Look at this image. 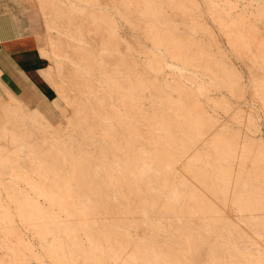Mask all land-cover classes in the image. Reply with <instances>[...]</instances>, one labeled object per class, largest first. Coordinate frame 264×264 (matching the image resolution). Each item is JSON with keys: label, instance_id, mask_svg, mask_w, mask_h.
Segmentation results:
<instances>
[{"label": "rangeland", "instance_id": "obj_1", "mask_svg": "<svg viewBox=\"0 0 264 264\" xmlns=\"http://www.w3.org/2000/svg\"><path fill=\"white\" fill-rule=\"evenodd\" d=\"M26 1L49 93L16 96L47 118L26 114L17 126L0 95L1 264H115L106 246L121 243L143 258L156 249L155 264H264V214L241 199L264 203V0H100L91 9L110 17L100 22L111 47L106 30L70 14L85 1L56 0L60 16ZM72 76L93 88L80 91ZM125 124L140 133L127 152ZM222 136L242 159L219 156ZM221 232L232 237L222 252ZM90 238L104 245L98 257Z\"/></svg>", "mask_w": 264, "mask_h": 264}, {"label": "crops", "instance_id": "obj_2", "mask_svg": "<svg viewBox=\"0 0 264 264\" xmlns=\"http://www.w3.org/2000/svg\"><path fill=\"white\" fill-rule=\"evenodd\" d=\"M43 9L53 10L52 12L56 13L52 4L43 7L42 11ZM43 13L47 14L46 11ZM34 14L26 0H0V95L9 93V101L5 104L2 102L6 110L4 114L8 121L12 119V123L17 126L26 125V114L41 119L47 118L38 107L30 109L17 97L26 98L30 91L44 97L49 93V85L41 73L38 38L32 30L36 24ZM45 21L47 24L46 18ZM55 40L54 46L63 43V39L59 37ZM42 52L45 50L42 49ZM1 126L7 125L1 123ZM23 139L25 141V138ZM7 156H3L0 152V158Z\"/></svg>", "mask_w": 264, "mask_h": 264}, {"label": "bare ground", "instance_id": "obj_3", "mask_svg": "<svg viewBox=\"0 0 264 264\" xmlns=\"http://www.w3.org/2000/svg\"><path fill=\"white\" fill-rule=\"evenodd\" d=\"M82 1H85L88 4V7H86L85 5H82V6L85 7V9H83L81 11H79L78 9L72 8L71 9L72 11L70 12V14L74 17V20L77 23L78 22L80 23L79 26H81L84 23H87V24H93L94 26H96V31L97 30H100V29L106 30L109 33L110 38H109V41L108 40H105V45H107L108 47H111L112 45H114V43H116V41L114 42L113 40H111L113 38V36L111 35V33L109 31L110 30V26L108 27V25H105V24H103V23L100 22V20H102L103 22H105L107 24H110V17L108 15H106V14H100V16L96 19V17L98 15L91 9V6L93 4H97L100 0H82ZM39 3H40L41 8L52 4L53 5V9L55 10V12L59 16H60L61 13H63V11L60 8H58L57 10L55 9V6H57L56 0H39ZM148 10H149V8H148ZM248 17H249V15H248ZM96 21H97V23H96ZM79 26H78V29H77L78 30L77 33H78V35H81L82 34V29ZM233 38L236 40L235 42H236V45H237V49L238 50H243V51L246 50V46H243V43L241 42V39L239 38L238 35H236V34L233 35ZM64 46L69 47L70 45H69V43L67 45H65L64 43H61L60 45H58V46L56 45L55 47H57V49H58L59 52H64V50H65L64 49ZM72 49H73L74 52H76V55H78V57H77L78 61H82V62H87L88 63V58H79L80 55H87L88 54L87 51H85L80 45L73 46ZM263 60H264V58H263ZM91 66H93V65H91ZM105 74H106L105 75V78H106V80H107V82H108V84L110 86H112L114 88L118 84H120L119 79L117 77H115L114 75L112 76L111 72L108 69L107 70L105 69ZM71 80L74 82L75 86L77 88H79L80 91H82L83 89L86 90V89H92L93 88L92 86L89 85L88 81L85 78H83V77H78V76L74 77V76H72L71 77ZM120 100H121V98H120ZM122 100H124V99H122ZM260 101H262V104H264V96L263 97L260 96ZM79 102H82V101L79 99ZM113 116H115V115L113 114ZM192 122H194L197 125H199L198 123H200L199 120H194ZM123 131H124V134L126 135L125 136V143H126L125 150L127 152V150H132L133 149L132 143L134 141H136V136L138 134H140V133H139V129L136 126L131 125L129 127V126H126V124L124 125ZM8 140H10V139H8ZM11 141H13V140H11ZM109 141L112 144H115L114 141H116V140L109 139ZM220 142H221V148L220 149H216L220 157L227 156V157H230L231 159H234V158L242 159L244 157V150L239 151L238 148L235 147L236 145L234 144V142L232 140L227 141V139L222 136V137H220ZM37 149L41 153H44V154H47V155L52 156L51 154L53 153V151L50 148H48V147H46L44 145L37 147ZM127 157H129V154H127ZM196 157H197L196 155L190 156L188 158V160L192 162V160H194ZM5 163L6 162H4V164ZM53 163H55V162H53ZM56 163H57V161H56ZM58 163L61 165V161H58ZM75 163H76L75 166L81 170L82 177L88 178L89 175H88V171H87V165L85 164L84 160H82V162H79L78 161V162H75ZM78 174H79V172H78ZM185 176L187 177V179L189 181H191L193 183H196V182H194L195 180H193L189 175H185ZM61 180H65V178L64 179H61ZM27 181H28V179H27ZM46 192L47 191L42 190V192L39 191V194H47L48 192L47 193ZM238 195L241 196V193L238 194ZM241 199L244 201V203L242 205H244L245 208L251 209V210L254 211V213H256L258 215H261V216L264 214V203H259L258 200H257V198H256V196H250V195L245 194V195H242L241 196ZM84 203H86V206L88 205L87 208H89L88 210H89V212H91L92 210H91V205H90L89 199L88 200L85 199V201H83V200L80 201V205H83ZM117 219L118 218H116L114 220H117ZM90 221H91V223L94 226L97 225V222H96L95 219L90 218ZM259 226L261 227V229L264 230V219L261 220ZM94 229H95V227H94ZM220 229H222V228H220ZM220 237H221L222 241L219 242L218 246L222 249L221 250V252H222V251H225L226 249H229L230 248V246H229L228 243H229V239L232 238V237H228L227 233H222V232L220 233ZM233 237L236 238V240H239L240 239V237L239 236H236V235L233 236ZM88 241H89V247H90L89 249H90V252L93 253V254H95L96 251H97L96 257H98V253L101 252V251H103V246H104L103 243H99L97 240H95L93 238L88 239ZM2 244H5V242L4 243L2 242ZM230 245H231V243H230ZM106 247L108 249H110V251L113 252V262L115 264H121V263L122 264H155V263H159V261H160L159 253L157 252L156 249H154L152 247L149 248V250L151 251V255L148 258L141 257V255L138 254L139 253L138 252L139 250H137L136 248H135L134 251L127 250L124 247V244L123 243H121L119 245V250L118 251H117V249L113 248L112 244H107ZM0 257H2V256H0Z\"/></svg>", "mask_w": 264, "mask_h": 264}]
</instances>
